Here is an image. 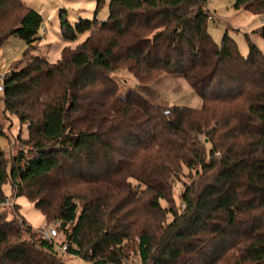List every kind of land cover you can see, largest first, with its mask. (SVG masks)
<instances>
[{"label": "trees", "instance_id": "trees-1", "mask_svg": "<svg viewBox=\"0 0 264 264\" xmlns=\"http://www.w3.org/2000/svg\"><path fill=\"white\" fill-rule=\"evenodd\" d=\"M207 2L108 0L106 22L74 26L60 10L65 42L87 36L51 63L30 56L41 15L0 0V47L11 36L27 46L0 99L30 153L8 164L0 150V206L9 184L64 237L55 246L1 212L0 264H65L63 246L87 264L131 253L138 264H264V55L248 34L245 57L226 31L214 42ZM233 9L264 16V0ZM253 33L264 40V24ZM119 69L137 89L119 94ZM163 73L182 77L200 108L150 103L141 93Z\"/></svg>", "mask_w": 264, "mask_h": 264}, {"label": "rangeland", "instance_id": "rangeland-1", "mask_svg": "<svg viewBox=\"0 0 264 264\" xmlns=\"http://www.w3.org/2000/svg\"><path fill=\"white\" fill-rule=\"evenodd\" d=\"M42 16L43 23L39 29V43L30 53V56L45 58L51 63H55L60 58L62 48H76L86 38L87 34H82L76 40L65 42L60 34L59 10L66 11V18L70 25L74 26L80 21L106 22L109 18L108 0L97 11L98 0H28ZM234 0H208L207 9L210 17L207 31L211 38L217 44L220 43L225 31L235 41L238 51L242 56L248 53V43L244 34H248L251 42L264 55V40L255 32L260 28L264 16L252 15L242 10L233 9ZM44 28V30L42 29ZM26 44L16 37H9L0 47V85L2 77L8 74L13 67H21L17 61L22 59L26 51ZM113 81L117 84L119 94L125 95L128 90L137 89L139 86L136 80L124 69H119L112 74ZM138 85V86H137ZM144 96L154 105H160L164 108L170 106H183L197 109L201 106L199 97L190 89L182 77H176L169 74H161L158 78L148 83L146 90H143ZM0 96H2L0 94ZM27 131L24 125H21L16 117L4 113L2 101L0 99V150L5 153L8 164L11 163L12 156L18 150H23L25 154H30L24 149L20 139H26ZM29 156V155H28ZM181 185L176 186L177 192L181 190ZM5 197L10 198L18 206V213L12 207H1L0 213H4L8 220H16L21 224L20 218H23L26 224L30 225L33 232L39 236V230L46 227H57L58 237L54 240L55 246H59L64 237L59 230L60 222L58 220L46 221L42 213L35 209L26 198H12L11 187L9 184L3 186ZM59 250V248H57ZM59 257L65 264H87L75 256H69L65 252L59 251ZM123 264H138L134 254L129 255V259Z\"/></svg>", "mask_w": 264, "mask_h": 264}, {"label": "built area", "instance_id": "built-area-1", "mask_svg": "<svg viewBox=\"0 0 264 264\" xmlns=\"http://www.w3.org/2000/svg\"><path fill=\"white\" fill-rule=\"evenodd\" d=\"M42 29L44 30V28H42ZM3 78H4V76L2 77V84L0 85V94H2L4 92ZM1 206L12 207L13 202L9 198H6V200L1 204ZM39 236H40V238H42L44 240L54 241L58 237L57 227L53 226V227H46L44 229H40L39 230ZM60 251L65 252L66 247L65 246L61 247Z\"/></svg>", "mask_w": 264, "mask_h": 264}, {"label": "crops", "instance_id": "crops-1", "mask_svg": "<svg viewBox=\"0 0 264 264\" xmlns=\"http://www.w3.org/2000/svg\"><path fill=\"white\" fill-rule=\"evenodd\" d=\"M27 6H29V7H31V8H33L35 11H37L34 7H32L30 4H29V2H31V1H28V0H22ZM60 11V10H59ZM38 12V11H37ZM39 14H40V12H38ZM41 15V14H40ZM42 17V16H41ZM264 24V21H262L261 22V25H263ZM200 108V107H199ZM198 109V108H197Z\"/></svg>", "mask_w": 264, "mask_h": 264}]
</instances>
